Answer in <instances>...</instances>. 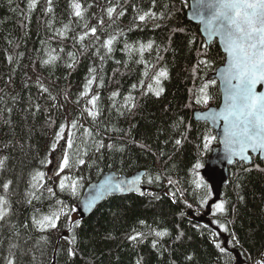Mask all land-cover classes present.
I'll return each mask as SVG.
<instances>
[{"label":"trees","instance_id":"1","mask_svg":"<svg viewBox=\"0 0 264 264\" xmlns=\"http://www.w3.org/2000/svg\"><path fill=\"white\" fill-rule=\"evenodd\" d=\"M72 2L52 0L48 12V0H37L31 10L29 0H0V157L8 158L0 171V194L2 184L12 180L11 212L0 222V264L10 244L17 245L16 264H254L264 258V171L256 168L264 169L260 160L231 169L218 202H226V214L215 212L209 185L212 195L206 204L200 202L204 193L196 182L204 181L206 159L218 141L206 150L202 147L204 137L215 133L208 124L195 122L194 113L220 106L219 85H209L207 104L195 100L202 85L225 64V56L217 43L207 48V56L203 54L206 43L200 28L187 20L189 0H155L154 7L153 0H78L82 19L73 14ZM109 7L115 8L111 18ZM145 11L162 13L164 19L141 22L138 15ZM65 25L69 30L58 35ZM111 37L115 39L109 52L104 45ZM149 42L152 49L141 57L136 49ZM50 52L59 59L45 65ZM200 59L210 64L197 67ZM160 68L169 75L162 80L164 92L156 97L147 86ZM93 75L89 96L81 97ZM95 94L100 98V115L93 120L85 108H91L87 101ZM129 95L137 105L131 111L123 107ZM73 121L75 129L70 126ZM64 124L69 125L63 133L66 139L57 149L67 139L75 142L72 149L66 143L64 151L70 167L51 181L50 164L41 161L55 156L57 150L51 152L50 145ZM176 139L182 140L181 145L175 144ZM99 142L105 147L97 151ZM78 147L88 148L84 166L75 165L81 155ZM197 162L203 167L195 170ZM36 170L46 173V183L40 199L29 204L27 193ZM140 171L147 173L144 196L109 198L87 220L71 211L72 224L81 221L71 232L64 215L56 228L46 232L33 226L32 216L58 209L57 201H63L66 211L76 209L86 187L106 173L130 176ZM65 176L70 178L66 184L80 178L78 195L59 189ZM169 178L177 183L170 185ZM49 187L55 195L46 191ZM218 223L228 231L219 229ZM133 230L144 233L142 241L128 239ZM164 230L168 236L153 234ZM72 232L75 245L65 239ZM70 247L74 256L68 254Z\"/></svg>","mask_w":264,"mask_h":264},{"label":"snow or ice","instance_id":"2","mask_svg":"<svg viewBox=\"0 0 264 264\" xmlns=\"http://www.w3.org/2000/svg\"><path fill=\"white\" fill-rule=\"evenodd\" d=\"M37 0H29L28 8L29 10L35 8ZM52 0H48L49 7L48 12L52 11L51 8ZM155 6V0H153V7ZM71 7L73 9V14L76 17L83 18V8L78 0H73ZM115 12V8L109 7L107 13L109 18L112 17ZM124 12L121 11L119 15H123ZM197 15L200 17L201 22L205 24V31L210 37H219V42L223 47L225 53L226 65L218 73V78L223 82L224 85V105L222 110L219 112L209 113V118L213 121H223L222 135L223 144L228 154L229 163L232 162V157H239L240 161H246L249 164L252 163V157L249 155V151L253 153L264 154V91H257V87H264V0H200V8L197 10ZM148 18L153 19H164L163 14H157L153 11H145L138 15V19L143 22ZM103 23V21H101ZM68 26L65 25L64 29L58 32V35H63L67 32ZM91 33L95 35L97 29L95 27L90 29ZM87 35V33H85ZM81 41L84 40V35L80 36ZM115 37H111L107 40L104 47L111 52L112 44ZM153 47L152 42L147 44H140L136 51L143 56L146 50H151ZM205 51L204 55L207 56L208 45L203 46ZM53 52L55 50H52ZM59 59L58 56L53 55L52 52L48 54V59H45L43 63L45 65H51ZM11 60V57H9ZM143 62V61H141ZM210 64L208 59L198 60L197 67L199 65H204L207 67ZM72 65H69L71 67ZM146 65L145 76L148 75ZM152 67H155L153 65ZM196 69L194 68L193 73L195 74ZM90 72L94 73L95 69H90ZM168 71L166 68H160L153 76V83L148 84L147 92L154 94L159 97L163 92L164 88L162 85V80L168 78ZM95 76L93 75L88 83L85 85L84 91L80 94L81 97L89 96L90 86L95 82ZM216 83L215 79L209 80L204 83L199 89V94L196 97L195 102L197 104H207L211 99L208 94L209 85H214ZM135 87V86H133ZM143 87V83H141ZM47 91V89H43ZM118 93H113V96H117ZM67 99V97H65ZM54 99V98H53ZM99 95H91L87 103L91 105V108H85L88 115L95 120L100 115V109L98 106ZM135 97L129 95L126 98V102L123 105L124 108L131 111L137 105L135 103ZM79 103V100L76 101ZM9 111H11L9 109ZM54 124V122H51ZM68 124L61 125L55 134L53 142L50 145L51 152L57 150L58 143L61 139H66L63 136L65 129ZM71 128H77V122L73 121L70 123ZM85 135L87 137H92L90 130H85ZM217 137L214 135H207L203 139L202 147L206 150L209 145L216 141ZM67 147L72 149L75 142L71 139L66 140ZM182 140L176 139L175 144L177 146L181 145ZM105 147L102 142H99L97 151L100 148ZM109 149L112 145H107ZM77 151L81 153L75 161V165L84 166L86 160L83 158L88 155V148H77ZM8 158L0 157V171L5 168V162ZM55 159V157H54ZM51 160H42L41 164H51ZM73 165V166H75ZM58 173L63 172L66 168L70 167L69 155L63 151V146L60 148V153L58 154L57 166ZM203 167L201 162L194 164V169L198 170ZM258 170L264 171V169H259V165H256ZM251 170V169H247ZM46 173L44 171L36 170L31 174L30 180V190L27 193L29 199L28 203L31 204L33 200H39L40 196L43 195ZM139 178L132 180H116L112 177H108L102 184L98 186V190L94 195H91L84 203L85 210L92 209L96 206L97 202L102 199L103 196L115 193H126L133 190L140 192L139 188H133L132 186L138 182ZM156 180L160 179V176L155 177ZM68 176L63 177L59 181V189L64 191L66 188L70 189L73 196L78 195L80 187V178L73 180L70 184H66L69 181ZM152 182V178L149 177V183ZM168 183L170 185H175L177 182L169 178ZM12 185V180H7L2 184L3 194H0V222H4L11 212V202L9 199V189ZM196 188L203 190V196L201 198V204H206L208 198L212 195L211 190L207 183L202 179L196 182ZM46 191L51 195H55L52 188H47ZM179 191V189H177ZM143 195V193H140ZM173 197L176 196V192L171 193ZM182 195V193H181ZM175 202V200H173ZM60 207L56 210L50 211L48 214L33 215L31 218L32 224L35 228L41 232H46L50 229L57 227V224L62 215L68 216V223L71 225L70 232L74 228H78L81 221H77L72 224L70 215L71 211L76 209L65 210L63 201H57ZM187 207L191 208V204H187ZM39 212V210H37ZM215 212L220 214H226V202H220L215 205ZM214 212V214H215ZM144 222L141 221V224ZM218 228L223 231H228V228L223 223H218ZM13 227H15L13 225ZM27 227V225H25ZM134 234L130 235L128 239L133 242L142 241L144 238V233L137 232L133 230ZM154 236L157 238H163L168 236L167 230L164 231H154ZM182 235V233H181ZM45 240L46 238L42 237ZM68 239L70 245H75L76 235L72 232L70 238ZM17 247L16 244H10L8 247L7 256L5 257L4 264H16L15 253L13 249ZM152 247H157V241L154 240ZM217 248H220L223 252L225 249L221 248L219 243L216 244ZM69 256L75 255L74 247L68 249ZM36 257L33 256V260ZM140 264V261H137ZM254 264H264V258L257 259Z\"/></svg>","mask_w":264,"mask_h":264},{"label":"water","instance_id":"3","mask_svg":"<svg viewBox=\"0 0 264 264\" xmlns=\"http://www.w3.org/2000/svg\"><path fill=\"white\" fill-rule=\"evenodd\" d=\"M200 8V0H189V11L187 12V20L190 23H193L196 26H199L200 32L202 35V38L204 39L206 45L208 47H211L214 43H217L225 56V53L223 51V47L219 42V37H210L208 33L205 31V24L201 22L200 17L197 15V10ZM226 65V60L225 64L220 67L215 74L211 75L208 80L215 79L216 82L219 84V88L221 91V104L219 107H213L208 111H196L194 113V120L197 123H205L210 126V128L216 133V137L218 140L219 145L215 147L212 151V154L209 158L206 160V167L205 170L203 171L202 175L204 180L208 185L211 186L214 194V201L212 204L218 203L223 195V189L227 186L230 175H231V169L234 168L236 165L241 166H251L254 159H259L264 166V154L261 153H253L249 151V155L252 157V163L249 164L246 161H240L239 157H232V162L229 163V158L227 151L225 149V146L223 144V135H222V127H223V121H213L212 119L209 118V113L212 112H219L222 110L223 105H224V85L223 82L218 78V73L225 67ZM257 91H264V87H257ZM66 143L63 144V151L65 150ZM60 153V152H59ZM58 153V154H59ZM58 154L55 155V159L53 157V163H52V174L50 176V180L53 181L57 178V173H58V168L57 162H58ZM147 176V173L145 171H140L136 172L130 176L126 175H118L115 172H108L106 173L98 182L90 184L84 191L83 196L78 203L76 209L78 211V214L80 216V219L82 220H87L90 218L109 198H118V197H127L130 195H137V196H144L146 193V189L143 186L145 178ZM108 177H112L113 179L116 180H132V179H138V182L133 185L132 187L139 188L140 192H137L135 190L131 192H126V193H115V194H108L102 197L100 201L97 202L96 206L92 209L85 210L84 208V203L86 200L91 196L96 193L98 190V186L102 184ZM143 193L141 195L140 193Z\"/></svg>","mask_w":264,"mask_h":264},{"label":"rangeland","instance_id":"4","mask_svg":"<svg viewBox=\"0 0 264 264\" xmlns=\"http://www.w3.org/2000/svg\"><path fill=\"white\" fill-rule=\"evenodd\" d=\"M217 83V82H216ZM218 84V83H217ZM211 108V107H210ZM61 148V147H60ZM58 150H59V148L57 149V151H56V154H58ZM52 161V160H51ZM52 163H53V161L51 162V164H50V167H49V174H52V171H51V168H52ZM62 172H59V174H61ZM58 174V175H59ZM57 178H58V176H57ZM56 178V179H57Z\"/></svg>","mask_w":264,"mask_h":264},{"label":"bare ground","instance_id":"5","mask_svg":"<svg viewBox=\"0 0 264 264\" xmlns=\"http://www.w3.org/2000/svg\"><path fill=\"white\" fill-rule=\"evenodd\" d=\"M87 188V187H86Z\"/></svg>","mask_w":264,"mask_h":264}]
</instances>
